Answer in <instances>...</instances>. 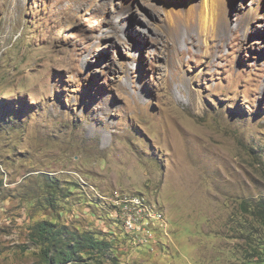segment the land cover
Masks as SVG:
<instances>
[{
	"label": "rangeland",
	"instance_id": "1",
	"mask_svg": "<svg viewBox=\"0 0 264 264\" xmlns=\"http://www.w3.org/2000/svg\"><path fill=\"white\" fill-rule=\"evenodd\" d=\"M222 1L0 0V264L263 255L264 0Z\"/></svg>",
	"mask_w": 264,
	"mask_h": 264
},
{
	"label": "bare ground",
	"instance_id": "2",
	"mask_svg": "<svg viewBox=\"0 0 264 264\" xmlns=\"http://www.w3.org/2000/svg\"><path fill=\"white\" fill-rule=\"evenodd\" d=\"M221 1L222 0H205V2L203 3L204 4V6L201 8V7H199L200 9L198 10L199 12H202V13H205V16H214V15H216V12H217V9L218 8H220V5H222L221 4ZM223 2V1H222ZM209 5H211V7H209ZM190 6V5H189ZM214 6V7H213ZM197 7V6H196ZM212 7L213 8H215V9H212ZM189 9V8H188ZM192 12V11H191ZM198 14H200V13H198ZM191 16H192V14H191ZM217 16H218V14H217ZM216 16V17H217ZM222 16V15H221ZM214 18V17H213ZM215 19V18H214ZM190 20V19H189ZM205 21H206V19H205ZM202 22V21H201ZM203 23V22H202ZM208 23V22H207ZM198 25V24H197ZM206 25V24H205ZM202 26H203V24H202ZM205 27V26H204ZM204 31V30H203ZM124 198V197H123ZM131 198V197H130ZM118 199V198H117ZM120 199V198H119ZM125 199V198H124ZM127 199V198H126ZM142 201V200H141ZM140 201V202H141ZM133 202V201H132ZM135 203V202H134ZM133 203V204H134ZM129 204V203H128ZM137 204H139V203H137ZM123 206H124V204H123ZM132 206H134V205H132ZM139 207H141V206H139ZM143 208V207H142ZM127 211L129 210V209H126ZM133 212V211H132ZM150 216L151 217H154L155 219L157 218L158 220H160V216L162 217V215L160 214V213H151L150 214Z\"/></svg>",
	"mask_w": 264,
	"mask_h": 264
},
{
	"label": "trees",
	"instance_id": "3",
	"mask_svg": "<svg viewBox=\"0 0 264 264\" xmlns=\"http://www.w3.org/2000/svg\"><path fill=\"white\" fill-rule=\"evenodd\" d=\"M257 214H259V213H257ZM261 216H262V218L264 219V216L262 215V214H260ZM47 234H49V232H47V231H45ZM87 244L89 245V240H87ZM93 244H98V241H95V242H93ZM74 248L75 249H78V250H81L80 248V246L79 245H74ZM263 254H264V252H263ZM64 256H66V257H64ZM68 258H72V256L68 253V252H62V251H58V253L55 255V260H56V263H61V262H63V261H67L68 260Z\"/></svg>",
	"mask_w": 264,
	"mask_h": 264
},
{
	"label": "crops",
	"instance_id": "4",
	"mask_svg": "<svg viewBox=\"0 0 264 264\" xmlns=\"http://www.w3.org/2000/svg\"><path fill=\"white\" fill-rule=\"evenodd\" d=\"M259 256V255H258ZM257 255L250 256L249 264H264V254L259 258Z\"/></svg>",
	"mask_w": 264,
	"mask_h": 264
},
{
	"label": "built area",
	"instance_id": "5",
	"mask_svg": "<svg viewBox=\"0 0 264 264\" xmlns=\"http://www.w3.org/2000/svg\"><path fill=\"white\" fill-rule=\"evenodd\" d=\"M158 213H160V211H158ZM160 220H163L161 216H160Z\"/></svg>",
	"mask_w": 264,
	"mask_h": 264
}]
</instances>
